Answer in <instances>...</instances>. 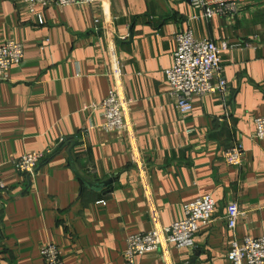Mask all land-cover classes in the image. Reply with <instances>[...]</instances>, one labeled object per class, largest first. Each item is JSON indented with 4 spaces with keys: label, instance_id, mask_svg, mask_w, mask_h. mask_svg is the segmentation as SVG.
I'll use <instances>...</instances> for the list:
<instances>
[{
    "label": "crops",
    "instance_id": "crops-1",
    "mask_svg": "<svg viewBox=\"0 0 264 264\" xmlns=\"http://www.w3.org/2000/svg\"><path fill=\"white\" fill-rule=\"evenodd\" d=\"M38 12L42 23L21 0H0V44L25 48L10 80L0 81V176L8 185L0 192V264H46L40 247L50 241L64 264H126L129 236L170 226L207 194L214 221L199 227L193 247L148 252L136 264H230L235 238L264 234V139L252 138L264 115V0L210 19L194 18L190 0H97ZM188 27L220 47L228 110L211 94L195 96L191 112L176 107L163 70L174 64V35ZM110 90L128 102L125 130L100 127L96 106ZM68 139L83 172L115 179L111 192L84 187ZM237 143L241 167L223 159ZM49 149L34 174L12 165ZM235 203L245 213L231 230Z\"/></svg>",
    "mask_w": 264,
    "mask_h": 264
},
{
    "label": "built area",
    "instance_id": "built-area-1",
    "mask_svg": "<svg viewBox=\"0 0 264 264\" xmlns=\"http://www.w3.org/2000/svg\"><path fill=\"white\" fill-rule=\"evenodd\" d=\"M29 13L36 15L40 23L43 22L42 13L38 9L51 4L64 6L70 4H84L94 6L97 0H21ZM262 0H190L196 11L194 18L210 19L214 16L234 17L246 2L258 3ZM105 8V6H104ZM98 19L95 20L97 23ZM176 48L173 52L174 64L163 70L168 83V90L174 96L176 107L187 113L193 110V98L211 94L217 96L225 104L229 94L228 80L223 71L220 58V47L210 38L199 39L194 36L192 28L180 30L174 35ZM25 48L23 43L13 39L0 44V81L10 80V69L14 64L24 60ZM116 63L114 72L121 75V65L118 56L113 55ZM96 108L101 110V126L106 131H118L128 128V102L122 92L110 90ZM229 118V113H226ZM254 140L264 139V115L255 118ZM189 131H193L190 129ZM30 151L13 160L12 165L21 173L34 174L40 163L52 154ZM244 147L237 143L224 151L223 159L230 166L241 167L244 161ZM137 156V153L135 154ZM8 185L0 176V192L7 191ZM216 201L211 194L201 196L184 205L185 217L174 221L170 226H156L149 232H139L126 240L124 257L126 264H136L139 258L156 250H163L166 254L171 246L191 248L195 245V235L200 226H208L214 221ZM228 228L235 230L238 219L245 213L238 205L231 204L227 210ZM41 255L46 264H64V253L55 242H47L40 247ZM230 264H264V234L259 237L245 235L235 238L227 253Z\"/></svg>",
    "mask_w": 264,
    "mask_h": 264
},
{
    "label": "water",
    "instance_id": "water-1",
    "mask_svg": "<svg viewBox=\"0 0 264 264\" xmlns=\"http://www.w3.org/2000/svg\"><path fill=\"white\" fill-rule=\"evenodd\" d=\"M68 143L70 144V149L68 151L70 157H72V150L73 148L76 146V140L75 139H68ZM72 159V163H73V167L76 171V173L79 175L80 179L83 181L84 183V187L88 188V189H92L95 191H102L104 190L105 192H111L112 191V186L114 184V180L113 177H109L108 179H104V180H99L96 176H91L86 174L85 172H83L80 168V166L77 163L73 162V157ZM199 252L196 253V255H198Z\"/></svg>",
    "mask_w": 264,
    "mask_h": 264
},
{
    "label": "trees",
    "instance_id": "trees-1",
    "mask_svg": "<svg viewBox=\"0 0 264 264\" xmlns=\"http://www.w3.org/2000/svg\"><path fill=\"white\" fill-rule=\"evenodd\" d=\"M84 193H85V191H84Z\"/></svg>",
    "mask_w": 264,
    "mask_h": 264
}]
</instances>
